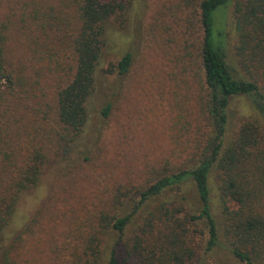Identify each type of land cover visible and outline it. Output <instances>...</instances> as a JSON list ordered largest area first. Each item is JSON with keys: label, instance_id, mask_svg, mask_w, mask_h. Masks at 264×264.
I'll use <instances>...</instances> for the list:
<instances>
[{"label": "rangeland", "instance_id": "obj_1", "mask_svg": "<svg viewBox=\"0 0 264 264\" xmlns=\"http://www.w3.org/2000/svg\"><path fill=\"white\" fill-rule=\"evenodd\" d=\"M118 1L120 9L105 22L81 132L59 147L61 153L48 156L36 184L22 191L17 200L10 232L15 235L21 226L30 221L31 225L19 254L11 258L16 264L84 262L92 235L99 238L94 247L99 254L97 264L103 262L104 247L115 241L119 242L116 247L121 260V246L133 236L145 207L151 210L163 204L169 209L182 203L185 209L195 208L192 184L184 180L149 198L121 234L112 229L103 233L98 227L101 212L121 216L128 208L126 202L119 206V201L127 200L167 170L192 165L204 149L201 144L207 129L204 86L196 58L200 32L194 2L198 0ZM233 3L231 0L212 12L213 34L226 44L234 76L246 78L234 50ZM73 10L65 0H0L5 59L24 67L36 80L37 92L51 102L54 91L65 83L69 63L65 36L70 32L65 25L74 24ZM185 43L190 46L185 48ZM125 52L130 53V66L126 75H118L113 66ZM108 102L109 113L102 117L101 108ZM230 111L232 126L239 116L248 115L246 98H232ZM209 183L218 216L215 170ZM125 190L128 194L118 198ZM161 225L156 221V228ZM11 237L3 238V243ZM186 239L188 244L197 242L196 237ZM217 253L207 256L206 264H228V257L219 262L222 252ZM129 260L137 264L135 259Z\"/></svg>", "mask_w": 264, "mask_h": 264}, {"label": "trees", "instance_id": "obj_2", "mask_svg": "<svg viewBox=\"0 0 264 264\" xmlns=\"http://www.w3.org/2000/svg\"><path fill=\"white\" fill-rule=\"evenodd\" d=\"M230 1L194 2L200 32L196 58L207 120L202 153L187 168L167 170L119 201V206L126 202L128 208L121 216L101 212L98 227L103 233L112 229L121 234L149 198L184 180L192 184L195 208L185 209L182 203L169 209L163 204L151 210L145 207L133 236L121 246L122 259L115 241L104 247L102 264H126L129 258L137 264H206L207 256L218 255L219 250V262L227 256L228 264H264V0H234L232 7L237 30L234 50L246 78L234 76L226 44L213 34L212 12ZM65 4L73 5L75 20L65 25L70 31L65 36L69 63L65 83L54 91L52 102L37 92L36 80L24 67L6 61L5 33H0V264H16L11 258L19 254L23 237L30 231L31 221L15 235L10 232L20 193L36 184L48 156L61 153L59 147L68 145L85 124L105 22L121 7L118 0H65ZM130 62V53H123L113 66L116 73L126 75ZM238 96L246 98L249 113L231 126L230 103ZM110 107L108 102L101 108L102 117ZM213 170L218 178V216L211 202ZM127 194L119 192L118 198ZM156 221L162 224L159 228ZM188 236L197 242L186 243ZM7 237L11 238L3 243ZM89 239L90 255L86 253L84 262L74 264L99 263L94 249L99 238L92 235Z\"/></svg>", "mask_w": 264, "mask_h": 264}]
</instances>
